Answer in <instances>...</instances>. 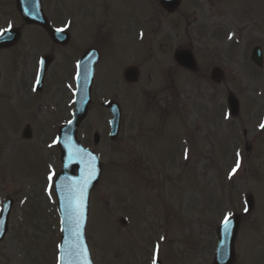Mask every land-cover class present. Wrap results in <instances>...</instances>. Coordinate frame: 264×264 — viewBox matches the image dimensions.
<instances>
[{"label":"rangeland","instance_id":"1","mask_svg":"<svg viewBox=\"0 0 264 264\" xmlns=\"http://www.w3.org/2000/svg\"><path fill=\"white\" fill-rule=\"evenodd\" d=\"M42 1L53 27H70L65 54L43 47L42 31L22 26L15 0H0V32L23 28L20 44L0 54V211L13 200L0 264H58L54 182L61 165L54 139L74 109L63 82H71L80 51L95 46L105 54L78 131L103 166L86 228L93 263L152 264L155 256L162 264H212L227 208L242 216L234 264H264V65L251 62L255 47L264 55V0H183L174 18L155 0ZM141 33L147 43L138 48L131 35ZM180 49L193 52L197 74L177 66ZM46 54L52 64L33 100L37 61ZM134 56L141 58L140 79L128 87L122 73ZM214 69L223 74L220 83L211 79ZM229 94L240 104L234 119ZM109 100L122 108L113 142L102 107ZM26 126L30 140L22 138ZM237 153L241 166L229 179ZM250 194L254 209L245 215Z\"/></svg>","mask_w":264,"mask_h":264},{"label":"water","instance_id":"2","mask_svg":"<svg viewBox=\"0 0 264 264\" xmlns=\"http://www.w3.org/2000/svg\"><path fill=\"white\" fill-rule=\"evenodd\" d=\"M161 4L169 9L175 10L181 0H160ZM18 10L21 14L22 19L28 25H39L47 28V22L42 15L41 6L39 0H23L18 1ZM12 38L7 40H0V49L7 48L15 43L19 37L17 31L10 32ZM51 38L58 42L64 43L65 39L61 37L57 32L49 31ZM176 61L182 67L189 69L193 72L197 71V65L193 55L190 52H178L176 54ZM252 61L257 65H262V52L259 48L253 50ZM137 72L135 70H130L126 73L127 79L131 82L135 81ZM84 75V74H83ZM82 75V76H83ZM212 79L216 82L220 81L221 74L218 71H214L212 74ZM91 78L87 77L85 82H78V93L76 100V112L74 119L68 126L60 130L59 135V147L62 152V164L63 172L60 174L56 181V195L58 198V209L62 222V233L63 238L60 244V256H64L65 259L63 264H81L79 260H70L67 257V252L70 245L75 243H80L83 246H87L85 238V225L87 221L88 214V199L91 191L96 186L100 179L101 165L99 163L98 157L89 153L88 151L82 150L80 145L76 141L77 129L81 123L85 120L88 114V109L90 105V94H91ZM228 105L232 117H236L238 114V102L234 96H230L228 99ZM114 120L111 123L112 134L111 139H115L119 133L120 124V114L118 111L113 110ZM31 132L26 130L24 132V138L30 139ZM96 142L98 141V136H95ZM95 158V159H93ZM78 172V177H74V171ZM94 171V175H93ZM87 183V187L84 190V219L81 221L80 226V236L77 238L74 235L75 224L70 218L71 209L69 207L70 201L74 195L78 193L80 187L84 183ZM253 200L251 197L248 198V210L252 209ZM11 210V202L7 201L4 205L3 211L0 216V242L7 233V222ZM233 232L228 238L229 254L227 257H221L219 255V246L215 254L214 264H232L234 261V241L237 234L239 226V218L233 216ZM219 245L221 241V233L219 229ZM89 250V249H88ZM89 260L92 263L90 253L88 252ZM60 264V261H59ZM156 264H160L156 262Z\"/></svg>","mask_w":264,"mask_h":264},{"label":"snow or ice","instance_id":"3","mask_svg":"<svg viewBox=\"0 0 264 264\" xmlns=\"http://www.w3.org/2000/svg\"><path fill=\"white\" fill-rule=\"evenodd\" d=\"M65 29H57V32H63ZM143 34L141 33V36ZM11 33L7 30H4L3 32H0V40H7L11 39ZM231 38V37H229ZM79 78V77H77ZM262 129H264V123L260 125ZM59 140L57 139L54 141V143H58ZM51 146V145H50ZM239 153H237V163L235 167L232 169V173L229 174V179L232 178V175L237 171V169L240 168V159H239ZM95 159V158H93ZM185 159H187V154L185 155ZM93 171V175H94ZM53 176L54 174L50 173L47 177V180L50 182L49 187H47L45 190L49 193V196H51L52 187H53ZM87 187V183L85 182L82 187L79 188L78 193L74 195L70 201L69 207L71 209L70 212V218L72 219V222L75 224V232L74 235L79 238L80 236V226L81 221L84 219V190ZM245 211H247V208H245ZM233 212L229 209H224L222 213V217L219 221V229L221 233V241L219 245V255L221 257H227L229 254V247H228V238L233 232L234 224H233ZM59 247V246H58ZM159 251V247L157 246V253ZM88 248L86 246L81 245L80 243H75L70 245L67 257L70 260H79L81 261V264H91L89 260L88 255ZM65 257L64 256H58V260L60 261V264H63ZM152 264H156V257H153Z\"/></svg>","mask_w":264,"mask_h":264},{"label":"flooded vegetation","instance_id":"4","mask_svg":"<svg viewBox=\"0 0 264 264\" xmlns=\"http://www.w3.org/2000/svg\"><path fill=\"white\" fill-rule=\"evenodd\" d=\"M70 46V45H69ZM69 46H66L65 48H62V50H66L67 48H69ZM99 47V48H98ZM90 49H97L100 53V57L103 58L104 53V48L101 46H95V47H91ZM82 54V51H80V53L78 54V56L76 58H80ZM75 58V59H76ZM140 65V63H138V66ZM140 67V66H139Z\"/></svg>","mask_w":264,"mask_h":264}]
</instances>
